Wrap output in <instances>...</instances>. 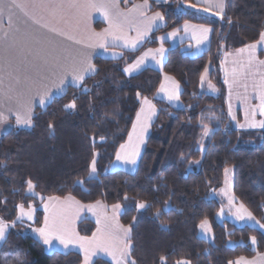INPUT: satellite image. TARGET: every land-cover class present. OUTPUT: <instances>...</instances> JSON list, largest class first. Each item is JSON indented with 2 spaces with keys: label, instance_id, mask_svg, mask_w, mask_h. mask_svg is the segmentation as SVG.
Returning <instances> with one entry per match:
<instances>
[{
  "label": "trees",
  "instance_id": "16d2710c",
  "mask_svg": "<svg viewBox=\"0 0 264 264\" xmlns=\"http://www.w3.org/2000/svg\"><path fill=\"white\" fill-rule=\"evenodd\" d=\"M141 1L121 0L120 6L127 8ZM182 2L192 5L191 0ZM151 4L152 12L163 15L164 25L147 43L135 52H123L118 60L95 57L93 74L80 87H68L44 108H36L29 130H10L0 137V219L13 224L17 205H31L35 208L32 226L37 229L43 219L38 197L70 196L85 205L121 206L119 222L131 230L128 264L131 260L176 264L178 259L190 264H232L241 257L253 258L264 252V235L247 226L217 222L220 205L209 196L221 188L224 171L231 168L235 199L264 225V129L238 132L230 126L220 73L223 54L259 41L264 32V0H225L222 17L193 11L176 15V0ZM185 22L211 28L203 54L189 58L187 43L167 46L160 72L147 68L130 77L123 74L124 67L145 48L157 46L159 36ZM207 67L216 88L214 96L199 90ZM163 74L181 88L180 109L155 98ZM142 99L149 100L157 113L136 169L132 173L108 171ZM73 101L76 107L66 108ZM204 126L211 135L201 154L197 146ZM94 159L96 177L89 179ZM29 180L36 196L26 194ZM141 203L146 208L138 212ZM204 220L211 228V242L198 237ZM94 228L84 219L77 232L89 237ZM0 264H81V257L74 252L46 253L15 224L0 243ZM93 264L109 263L97 259Z\"/></svg>",
  "mask_w": 264,
  "mask_h": 264
},
{
  "label": "crops",
  "instance_id": "0c3cea01",
  "mask_svg": "<svg viewBox=\"0 0 264 264\" xmlns=\"http://www.w3.org/2000/svg\"><path fill=\"white\" fill-rule=\"evenodd\" d=\"M191 1H192L191 6H193L194 8L196 7L199 8L200 11L202 12L201 15L222 17L225 14V0H223V12L222 13H220L219 9H215V8L210 9L209 11H204V9L208 7V0H191ZM23 2L28 4V6L23 11L15 7H11V10L9 11L10 0H0V8L3 9L2 13H0V36H3L4 33H8L7 41L0 40V92H4L13 97H15L16 94L21 91H25V92L27 91V84L25 81V77H31L32 79H38V77L35 75L34 71L32 70V65L41 63L40 57L37 55V51L42 47H45L48 50H51L52 45H55L57 52H59L60 49H62L63 47H69L72 49H80L83 52L90 55L91 63L93 66V60L95 57H100V58L107 59V60H118L122 58L123 52L132 53V52L137 51L145 43L149 41L150 36L153 34V32L156 29L164 25V17L161 14V12L151 11L152 1L147 0L148 8L145 10V15L142 17L139 15L138 10L133 11V9L135 5L143 4L144 1L135 2L127 8H122L120 6L121 0H116L118 11L120 13L129 15L131 19L135 20L136 21L135 27H138L140 29L145 28L148 22L146 18H150L154 16L156 13H159L163 17V20H159L160 26L155 27L153 28L151 32H148V34L144 37V39L139 44H137L135 49L131 47H123V41H111V38H109L110 42L108 43L106 48H101L99 46H96L93 48H83L81 45L74 44L72 41L67 40L64 36H58L53 32H49L47 28H42L39 26V24H34L32 22V19H29V17H33L34 19L40 21V23L47 24L50 27H55L68 34L76 35L77 37H80L84 33H103L105 32L106 29L109 28V21L108 19H106V17L103 15L101 11H97L95 9H85V8L77 9V8L64 7L63 9L57 10L55 14H53L50 8L33 7L31 5V0H23ZM67 2L68 0H64L65 5L67 4ZM213 11L217 12V15H213L212 14ZM25 12L28 13V16L25 15ZM142 20L144 21L143 24L140 23V21ZM185 24L191 25L192 29H199L201 27L208 28L209 32L207 33V38L203 39V34H201L198 31L194 33L192 29L185 31L184 29ZM95 25H97L98 27L96 28ZM17 28H19L21 32H23L27 28L28 31H30L33 34V36L38 37L40 39V43H36L35 40L28 41L27 43H25L22 39H19L20 33L16 31ZM126 33L129 39L134 38L137 35V32L132 29H126ZM171 33H175V35H170ZM211 34H212V30L211 28L207 26L185 22L182 25H180L178 28L159 36L156 39L157 46L154 48H145L135 58L133 62H131L130 64H127L124 67L123 74L126 77H130V76L137 74L141 70L147 69V68L160 72L162 70V67L166 59L167 46L170 48H173V47L182 45L184 43H187L185 46L187 50L186 52L187 56L189 58L198 57L208 49ZM194 36L196 38H194ZM197 38L201 40L200 43L197 42ZM17 40H19V42L14 43V41H17ZM260 40L261 38L259 39V41ZM48 41H51L52 44H48ZM6 48H7V51H5ZM161 48H163L162 55L158 51ZM240 50L241 49L223 54L221 62H220V67H221L222 62L225 60V58H227V56L228 57L232 56V54L235 52H241ZM145 53H150V54L145 57ZM141 57H145V58H144L143 63L140 64L139 67L134 68V70L131 72H125V68H131L133 65L136 64V62ZM157 61H159V63H157ZM206 69H207V72L205 71L202 75L204 76V78H206V74H209V71H210L209 67ZM57 72L59 73V69H57ZM92 74L93 73L86 75L85 79ZM45 76H46V79L40 82L41 87L39 88V90L43 91L44 86H47L52 89V92L50 94L49 100L45 103L44 106L40 105L38 97L32 100V103H31L32 116L36 108H44L53 98L62 95L68 87H79V85H82L84 81L83 80L82 82H80L79 85L77 86L72 83L71 76H68L65 78V85L63 86L64 87L63 92H58L57 84L59 82V75H52L48 72H45ZM17 77L19 78L20 83L16 82ZM165 77H170V76L165 75V74L162 75L161 83H160L158 90L156 91L155 98L159 101L165 102L173 109H176V110L180 109L181 108L180 99L170 101L167 98V95L165 94V92L160 91V87L162 83H164L166 85V88L168 89H171L173 87L172 85L173 81L175 82V85L179 86V84L171 77H170L171 80L166 82ZM202 84L203 82L200 79V85H199L200 92H202ZM36 92H37V89L33 88L31 93L29 94L35 96ZM180 92H181V88L179 86L178 96H180ZM210 95L212 96L216 95V88H215V91L212 90V93ZM143 100L144 99L140 101V106L137 112L140 111ZM154 109H155V115H152L150 121L147 122V125H148L147 129L143 131L142 134L140 133V130L138 129L137 136L134 137V140L138 138H142L143 142L140 143L139 145V153L135 157V163H133V167L129 169L130 172L128 173H132L136 169V166L141 156V153L143 151L146 139L149 135L150 126L156 117L157 111L155 107ZM18 112L21 114V116H23L24 109L19 107L14 101H7L3 97H0V113H2L3 116L5 117L4 120L0 121V137L6 134L7 132H9V130H14L15 127H20L18 125H21V124H17L16 122V114ZM135 121H136V115L133 120V123ZM133 123L129 130V133L132 132L133 130ZM129 133H128V136L124 144L128 143ZM120 148L118 149V151H120ZM119 162L120 160H117V158L115 157L114 163L119 164ZM119 167H122L121 164H119ZM67 197H70V196H66L64 198H57V199L63 202L65 198ZM71 199L72 201L76 203L71 206H68V205L58 206V207H64L66 209V216L69 222L68 226L70 230L75 234L76 237H79V238L92 240L95 234L97 238L99 239L101 234L98 233L97 230L98 228H103V226H101L98 223V220L100 218L95 213L94 208L95 206L97 207H101V206L97 205L98 203L91 204V205H85V204H81L80 202H78L72 197ZM101 211H102V208H101ZM42 212H43V219H42L41 226L39 228L43 227V224H44L45 211H42ZM100 217L101 219H103V217L105 218L106 216L100 215ZM84 219L91 221L95 227L94 231L89 237H82L77 232L78 224ZM245 219L247 220L245 224L247 227L254 228L260 231L264 235V227H261L262 225L261 223H259L254 218L249 219L247 216H245ZM32 223L30 225H32ZM233 225L237 226V224H233ZM238 227H242V226H238ZM33 229H36V228H33ZM33 229L30 233V236H32L39 244L42 245L46 253L60 252V253L66 254L69 252H74L80 255L81 264H84L85 253L81 250L78 244H69V246L65 248L62 244L59 243V241L53 240L51 245H46L43 242V238L40 237V235L37 232L33 231ZM115 235L120 236L122 235V233L115 232ZM101 243H103V241H101ZM91 251L94 252V255H90L89 264H93V262L97 259L103 260L109 264H115V261L113 260L112 256L109 255L108 252L104 251L102 248L93 247ZM262 258H264V252L261 254H257L253 258H250V259L244 258V259L247 261H256V264H264V259ZM239 259L234 261L232 264H236V262Z\"/></svg>",
  "mask_w": 264,
  "mask_h": 264
},
{
  "label": "snow or ice",
  "instance_id": "6c2138e0",
  "mask_svg": "<svg viewBox=\"0 0 264 264\" xmlns=\"http://www.w3.org/2000/svg\"><path fill=\"white\" fill-rule=\"evenodd\" d=\"M31 5L33 7H41V8H50L55 14V12L59 9H63L64 7L68 8H85V9H95L97 11H101L103 15L109 21V28L105 30L103 33H84L82 36L77 37L76 35L68 34L60 29L55 27H50L47 24L40 23V21L34 19L33 17H29L32 19L34 24H39L42 28H47L49 32H53L58 36H64L67 40L72 41L74 44L81 45L83 48H93L99 46L101 48H106L111 38V41H123V47H131L133 49L136 48L137 44H139L144 37L151 32L154 27H158L157 21L163 20V17L156 13L154 16L147 19V26L143 29L135 27L136 21L131 19L129 15L120 13L117 9L116 0H68L65 5L64 0H31ZM28 6L23 0H10L9 11L11 7L19 8L22 11ZM148 8L147 0H144L143 4H138L134 6L133 11H139L140 16L145 15V10ZM219 9L220 13L223 12V0H208V7L204 9V11H209L210 9ZM3 9L0 8V13H2ZM213 15H217V12L213 11ZM25 15L28 16V13L25 12ZM11 20V18H10ZM141 24L144 21H140ZM11 26V25H10ZM126 29H132L137 32L136 37L129 39L126 33ZM185 31L192 29L191 25L185 24ZM193 32H200L203 34V39L207 38V33L209 32L208 28H199L192 29ZM18 33H20V38L25 43L28 41L35 40L36 43H40V39L38 37L33 36V34L28 31L26 28L23 32L19 28L16 29ZM170 35H175V33H171ZM194 38H196L194 36ZM261 41H264V32L261 33ZM8 33H4L3 36H0V40L7 41ZM19 40L14 41V43H18ZM197 42L200 43L201 40L197 38ZM48 44H52L51 41H48ZM256 45H250L249 49H241V52L246 50H254ZM7 51V48L5 49ZM161 55L163 54V48L158 50ZM150 53H145V57ZM37 55L40 57L41 63L33 64L32 70L38 79H32L31 77H25V81L27 84V91H21L16 94L15 97L8 95L4 92H0V97H3L7 101H14L19 107L24 109V114L18 112L16 114V122L17 124H23L27 126H31L32 124V108L31 103L33 99L39 98V103L41 106H44L45 103L49 100L52 89L44 86L43 91H40L41 87L40 82L46 79L45 72H48L52 75H59V82L57 84V91L63 92L65 85V78L71 76V81L75 85H79L85 79V76L91 74L95 71L94 67L91 63V57L89 54L83 52L80 49H72L69 47H63L59 52L56 51L55 45H52L51 50H48L45 47L40 48L37 51ZM141 57L135 65L131 68H125V72H131L134 68L139 67L140 64L143 63L144 58ZM155 58V57H153ZM159 63V61H157ZM264 64V61L260 62ZM251 64V58L249 60V65ZM243 67V66H242ZM59 69V73L57 72ZM207 72V69L205 70ZM228 75L226 70V76ZM238 73L235 68L232 70V76L235 80ZM170 77H165V81H170ZM204 76H201V81L203 82ZM16 82L20 83L19 78H16ZM226 83H229L227 80ZM173 87L171 89L166 88L164 83L161 84L160 91L165 92L167 98L172 100L179 99L178 96V85H175V82H172ZM258 89V99L261 101L257 108L260 110V114L264 116V75L261 76V79L257 85H255ZM212 87V85H209ZM231 88V84H229ZM36 88V95H30L32 89ZM87 90V89H85ZM139 96V94H138ZM75 101L66 105V108H75ZM11 110V109H10ZM231 115V112L229 113ZM155 115V109L153 105L147 100L144 99L142 101V107L139 112L136 114V121L133 123V130L129 133L128 143L122 144L120 151L117 152L116 158L117 160L124 159L128 163H135V157L139 153V144L142 143V138H138L134 140V137L137 136V130H140L142 134L143 131L147 129V122L150 121L151 116ZM256 109L251 110V119H249V113L245 112V121L246 124L240 125V127H251V128H264V120L257 122L255 120ZM5 117L2 113H0V121L4 120ZM49 128H52V125H49ZM205 135H207V131H205ZM123 154V155H122ZM92 171L95 172V160L92 162ZM230 169H225V183L229 184L228 174ZM34 185L29 180L27 182V190L29 193H34ZM231 203V199L229 200ZM76 202L72 201L71 197L65 198L63 202L59 201L55 197H49L48 201L44 204L45 217L43 227L38 229H33V231L37 232L40 237L43 238V242L46 245H51L53 240L59 241L65 248L69 246V244H78L81 250L85 253L84 264H89L90 255H94V252L91 251L93 247L102 248L104 251H107L109 255L112 256L115 264H128V260L131 253V236L129 228H122L120 225L114 222V217L112 218V223L109 225L106 223L103 228H98L97 232L100 233V238L94 234L92 240H87L83 238L76 237L75 234L70 230L68 226V220L66 216V209L64 207H58L60 205H68L71 206ZM120 205L114 206V212L118 210ZM144 204H138V208H144ZM28 211H25L24 206L22 204L17 205L18 216L17 220H22L24 217H27L29 220L32 219V208L31 205L28 206ZM91 210V208H90ZM247 216L249 219H252V214L247 212L244 209L243 205L237 209V218L244 219ZM107 220V218H106ZM14 223V222H13ZM98 223L100 221L98 220ZM207 220L202 221L201 227L206 228ZM264 227V225H261ZM9 225L5 223L3 220H0V242L5 241L6 233L8 231ZM115 232H120L122 235H115ZM103 241V243H101ZM252 243L255 244V237L252 238ZM161 261H165V257H160ZM264 259V258H262ZM130 264H136L135 260H131ZM176 264H190L187 260L178 259ZM231 264V262H229ZM236 264H256V261H247L243 257H241Z\"/></svg>",
  "mask_w": 264,
  "mask_h": 264
},
{
  "label": "rangeland",
  "instance_id": "374dc122",
  "mask_svg": "<svg viewBox=\"0 0 264 264\" xmlns=\"http://www.w3.org/2000/svg\"><path fill=\"white\" fill-rule=\"evenodd\" d=\"M149 1H152L153 4H157V5H165V4L171 3V0H149ZM174 11L176 15H179L181 13H185L188 11H193L198 15L202 14L199 8L197 7L194 8L193 6H191V4L183 3L182 0H176V7ZM156 23L158 26H160L159 21H157ZM254 44L256 45V48L254 50H246L244 52H235L232 54V56H229V57L227 56V58H225V60L222 62L221 67H220V73H221V77L223 80V84L226 87L225 88L226 89V118L230 126L238 132H244V131L260 132L264 129L260 127H256V128H251L247 126L240 127V125L246 124V121H245L246 111L249 113V119H251L252 109H256L255 120L257 122L264 120V116L260 114V110L259 108H257V105H259L261 101L258 99V89L255 86L259 83L261 76L264 75V64L260 63L261 61H264V41L260 40L258 43H254ZM250 45H253V44H250ZM250 45H247L244 49H249ZM250 58H251V64L249 65ZM233 68H235L238 73L235 80L232 76ZM226 70L228 73L227 76H226ZM208 77H209V74H206V78H204L203 84H202V92L210 95L212 93V90L215 91V87L210 82ZM224 80L225 81L227 80L229 83H226ZM229 84H231V88L229 87ZM209 85H212V87H209ZM80 86L81 85H79V87ZM230 112H231V115L229 114ZM238 114L240 115V121L237 120ZM18 126L20 127H15V129L29 130L31 128V126H27L23 124L18 125ZM205 131H207V135H205ZM210 135H211V130H209L208 127L204 126L202 129V135L200 137V140L197 146V150L201 154L204 153L205 142L209 139ZM119 164H121V166L124 168L119 167ZM119 164L118 163L112 164L110 169H108V171H115V170L121 169L122 171L130 172L129 169L133 167V163H128L124 159H121ZM228 169H230V172L228 174L229 184L226 185L225 183V171H224L223 183H222L221 188H219L216 191H212L209 196V198L214 199L220 205L219 212L217 213L215 218H216V221L219 223L225 220L233 224H237V226H246L245 224L247 220L245 218L244 219L237 218V209L240 207L241 204L237 202V200L235 199L232 193V169L231 168H228ZM95 177H96V170L95 172L92 171V163H91L88 178L94 179ZM26 194L30 196H36L35 194L29 193L27 189H26ZM38 198H39L38 199L39 202L41 203L39 209L41 211H45L44 204L48 201L49 197H46V198L38 197ZM230 199L232 201L231 203L229 202ZM97 205L101 207L95 206L94 210H95V213L100 218L99 224L101 226L104 227L106 223L110 225L112 223V218L114 217V222L116 224L120 225L122 228H127V227H123L119 223V216L122 213L121 206L119 207L118 210L114 212L113 209L115 205L109 207L103 204L102 202H99ZM31 208H32V219L29 220L27 217H24L22 220L15 219V222L13 224H8L9 225L8 231L11 228H13L15 224H19L23 227V233L30 235L33 229V226L30 224L35 219V208L33 206H31ZM101 208H102V211H101ZM145 208H146V205L144 208H138L137 206V211L140 212ZM24 209L25 211L29 210L28 208H24ZM166 209H168V206L166 207ZM18 214L19 213L17 211L16 217L18 216ZM100 215H103L106 217L105 218L103 217V219H101ZM198 237L207 242L212 241V232H211L209 222L207 223L206 228H202L200 224L198 228ZM251 244L253 247H255V244H253L252 242Z\"/></svg>",
  "mask_w": 264,
  "mask_h": 264
}]
</instances>
